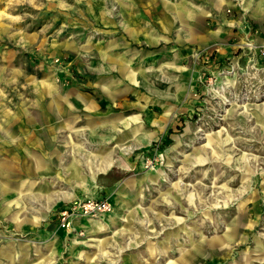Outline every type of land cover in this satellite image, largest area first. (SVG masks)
Segmentation results:
<instances>
[{
	"label": "rangeland",
	"instance_id": "374dc122",
	"mask_svg": "<svg viewBox=\"0 0 264 264\" xmlns=\"http://www.w3.org/2000/svg\"><path fill=\"white\" fill-rule=\"evenodd\" d=\"M245 2L0 0V264H264ZM86 196L111 210L61 226Z\"/></svg>",
	"mask_w": 264,
	"mask_h": 264
},
{
	"label": "built area",
	"instance_id": "2783aa9c",
	"mask_svg": "<svg viewBox=\"0 0 264 264\" xmlns=\"http://www.w3.org/2000/svg\"><path fill=\"white\" fill-rule=\"evenodd\" d=\"M247 52V67L264 74V36L261 40L246 37L239 45ZM111 210V203L104 197L86 196L62 207L57 215L61 226L69 227L76 218H87Z\"/></svg>",
	"mask_w": 264,
	"mask_h": 264
},
{
	"label": "crops",
	"instance_id": "0c3cea01",
	"mask_svg": "<svg viewBox=\"0 0 264 264\" xmlns=\"http://www.w3.org/2000/svg\"><path fill=\"white\" fill-rule=\"evenodd\" d=\"M245 8L247 9V13H248L247 16L249 17L248 18L249 22L258 24L260 26L263 25L264 23V0H246ZM239 22H240L239 25L242 26V23L244 22V20L240 19ZM244 31L249 32L248 27L245 26ZM128 77L134 80V77L132 75L129 74ZM5 141L6 143L8 142L7 139ZM115 147L116 146H114V148L109 149L106 154L100 157L99 162L96 164V168L94 169V172L92 175L93 179L95 176H97L100 173H103L105 175L113 167L111 165L115 160L116 153L121 152L122 146H118L117 148ZM85 185L86 183L84 182L82 184V186H84L83 189H86ZM97 188H98V185L94 184L91 188L92 189L91 194H94L97 191ZM70 197H72L71 193L63 196V198H70ZM61 200H63L62 197L55 199L52 203L57 204V203H60Z\"/></svg>",
	"mask_w": 264,
	"mask_h": 264
},
{
	"label": "trees",
	"instance_id": "16d2710c",
	"mask_svg": "<svg viewBox=\"0 0 264 264\" xmlns=\"http://www.w3.org/2000/svg\"><path fill=\"white\" fill-rule=\"evenodd\" d=\"M115 174V175H114ZM125 172L123 170L117 169L115 166H113L106 174L105 176L108 178H111L112 181H116L124 177Z\"/></svg>",
	"mask_w": 264,
	"mask_h": 264
}]
</instances>
